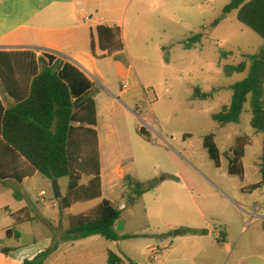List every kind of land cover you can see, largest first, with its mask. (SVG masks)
<instances>
[{
    "label": "rangeland",
    "instance_id": "1",
    "mask_svg": "<svg viewBox=\"0 0 264 264\" xmlns=\"http://www.w3.org/2000/svg\"><path fill=\"white\" fill-rule=\"evenodd\" d=\"M229 2L120 0L124 44L143 95L137 107L120 102L111 91H118L127 78L123 65L118 64L117 72L108 62L103 65L105 82H97L95 94H100L101 134L107 141L113 139L104 146L103 197L118 209L125 206L120 209L121 233L133 237L118 242L102 239L103 258L100 254L93 262L76 264H108L109 250L125 258L124 264H264V183L255 187L263 181L259 172L263 135L251 126L249 102L238 124L220 126L212 119L230 105L233 86L248 74L247 69L226 76L225 67L246 61L264 45L237 20L236 11L224 15ZM198 33L203 34L201 42L186 48ZM220 50L231 55L222 57ZM195 88L212 97L193 98ZM139 126L149 131L151 141L139 134ZM210 134L221 153L220 167L203 146ZM240 135L252 139L243 160V179L228 174L225 157ZM116 169L125 174L121 179ZM125 176L141 183L153 181L156 187L135 198ZM68 181L59 179L63 196ZM25 188L28 194L17 197V186L0 185V264H12L2 249L32 242L50 230L41 215L65 211L54 197L53 181L39 175L26 181ZM43 190L46 196H38ZM21 199L35 217L32 224H14L6 213L16 211ZM131 199L136 200L130 203ZM98 203L76 204L71 213L88 212ZM189 229L207 234L192 235ZM223 234L224 243L219 241Z\"/></svg>",
    "mask_w": 264,
    "mask_h": 264
},
{
    "label": "trees",
    "instance_id": "2",
    "mask_svg": "<svg viewBox=\"0 0 264 264\" xmlns=\"http://www.w3.org/2000/svg\"><path fill=\"white\" fill-rule=\"evenodd\" d=\"M224 15L237 12V20L255 32L264 41V0H229ZM219 20L211 26H216ZM97 45L104 57L121 54L125 45L120 27L105 25L96 28ZM202 33L195 34L186 48H193L200 43ZM95 55L96 41L91 44ZM222 57L231 55L220 50ZM118 59V56H116ZM247 76L232 88L233 95L229 106L212 115V119L220 126L238 124L246 103H250L251 126L263 135V153L260 161V174L263 181L256 185L260 188L264 183V45L255 55H247L246 61L238 65L225 67L226 76L243 73ZM212 94L195 88L193 98L207 100ZM98 118L96 102L91 93L74 99L68 84L54 68L44 67L34 78L30 94L21 103L8 108L2 118V137L4 145L14 154L22 157L34 171L54 181L68 178L67 193L60 200L62 209H70L76 204L99 201L100 203L87 213L69 217V228L64 234V242H74L92 236H100L107 241L130 239L133 236L119 235L117 223L122 220L121 210L114 203L103 199L102 165L97 131ZM139 134L151 141V134L144 128ZM252 144L248 135L236 138L234 147L225 157L228 160V174L243 179L245 177L244 157L247 147ZM203 146L209 158L217 167L221 166V153L215 143V135L204 137ZM1 160V158H0ZM177 179V178H173ZM124 180L131 194L141 198L156 187V183H141L125 176ZM1 182V181H0ZM16 223L29 218L26 209L12 215ZM23 217V218H22ZM192 235H206V230L189 229ZM225 235L219 239L222 243ZM58 248L54 244L36 258L24 264H44L51 253ZM10 250H4L7 254ZM108 264H124L114 252H109ZM130 264V263H129Z\"/></svg>",
    "mask_w": 264,
    "mask_h": 264
},
{
    "label": "crops",
    "instance_id": "3",
    "mask_svg": "<svg viewBox=\"0 0 264 264\" xmlns=\"http://www.w3.org/2000/svg\"><path fill=\"white\" fill-rule=\"evenodd\" d=\"M122 18L120 0L113 2H106V0H0V185L17 186L20 190V193H15L17 197L27 195L26 181L41 174L34 171L22 157L14 154L4 145L1 133L2 118L8 108L28 98L34 78L41 73L44 67L55 69L68 84L74 99L86 93L92 94L97 108L101 165L104 146L107 142L113 143L112 137H109L107 141L101 134L98 105L100 94H95L97 82L101 81L103 85L106 79L103 71L105 62L112 65L117 72L118 64L123 65L122 71L127 79L121 83L118 91L112 89L111 92L119 97L120 102H131L137 107L143 95L142 86L139 78L135 77L131 70L132 65L126 46L123 53L104 57V53L97 45L96 28L105 25L122 29ZM122 36L124 41L123 29ZM93 37L96 41L95 55L91 49ZM124 83H128V89L123 88ZM141 128L144 127L139 126L138 131ZM109 129L112 130L113 125H109ZM145 130L149 133L147 129ZM116 173L118 179L125 175L120 169H116ZM44 179L47 178L44 177ZM57 181L59 183V180ZM46 194L43 190L38 196L42 197ZM132 200L134 203L136 199L130 201ZM18 204L20 206L16 211L6 209L13 223L22 225L34 223L35 217L31 209L22 199ZM54 207H57L56 203ZM72 208L64 209L65 211L55 213L54 216L41 215L43 217L41 220L50 229L43 237L19 247L4 248L1 253L12 264H24L26 260H33L57 244L58 248L51 253L44 264L93 262L100 254L103 258L105 244L102 242L104 238L100 236L74 242L63 241L64 234L69 228V217L74 216L71 213ZM24 209L27 210L29 218L16 223L12 215ZM37 214L40 215L38 212ZM8 231V234L12 235V231L10 229ZM4 250L10 251L5 254ZM109 252L112 251L109 250L108 255ZM122 259L126 262L125 258Z\"/></svg>",
    "mask_w": 264,
    "mask_h": 264
},
{
    "label": "water",
    "instance_id": "4",
    "mask_svg": "<svg viewBox=\"0 0 264 264\" xmlns=\"http://www.w3.org/2000/svg\"><path fill=\"white\" fill-rule=\"evenodd\" d=\"M53 191H54V197H55V199L60 200L62 198V194H61V191H60L59 184H58V181L57 180H54L53 181ZM130 203H133V200L130 201ZM123 230H124V222L122 220H120L117 223L116 231L118 233H121ZM178 233L179 232H176L175 234H178Z\"/></svg>",
    "mask_w": 264,
    "mask_h": 264
},
{
    "label": "built area",
    "instance_id": "5",
    "mask_svg": "<svg viewBox=\"0 0 264 264\" xmlns=\"http://www.w3.org/2000/svg\"><path fill=\"white\" fill-rule=\"evenodd\" d=\"M128 87H129L128 83L123 84L124 89H128ZM42 195H44V193H42ZM124 208H125V206L121 205L120 209H124ZM154 259H157V253L156 252H154Z\"/></svg>",
    "mask_w": 264,
    "mask_h": 264
}]
</instances>
